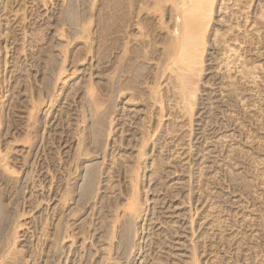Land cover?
Here are the masks:
<instances>
[{"label":"rangeland","instance_id":"obj_1","mask_svg":"<svg viewBox=\"0 0 264 264\" xmlns=\"http://www.w3.org/2000/svg\"><path fill=\"white\" fill-rule=\"evenodd\" d=\"M181 1L0 0V264H264V0H215L191 108Z\"/></svg>","mask_w":264,"mask_h":264},{"label":"bare ground","instance_id":"obj_2","mask_svg":"<svg viewBox=\"0 0 264 264\" xmlns=\"http://www.w3.org/2000/svg\"><path fill=\"white\" fill-rule=\"evenodd\" d=\"M14 2V0H11ZM181 1V0H180ZM9 2V1H8ZM12 2V3H13ZM22 2V1H21ZM214 2L215 0H182L181 4H182V23L180 21V27H181V31L180 34H178L177 36V41L174 44V54L172 55V64L174 65V73L176 74V81L175 83L178 84L180 90L183 92V95L185 96L188 105H190V108L192 105H194V101L195 98L197 96V81H195V77L199 76V72L202 71L203 69V56H204V50H205V32L207 27L210 25L211 22V15L212 12L214 10ZM10 3V2H9ZM179 5V4H178ZM6 6V5H5ZM10 6H7V8H9ZM12 7V6H11ZM11 9V8H10ZM10 11V10H9ZM176 11V10H175ZM28 12V11H27ZM178 13V12H177ZM176 13V14H177ZM26 14V13H25ZM28 16V15H27ZM173 16V15H172ZM24 19V18H23ZM9 20V19H8ZM174 20V19H173ZM180 20V19H179ZM179 22V21H177ZM12 24V23H11ZM177 26V25H176ZM13 27V26H12ZM10 27V34H11V38L13 39V44L20 40L17 37L16 34V30L14 28ZM169 27V26H168ZM178 28V26L176 27ZM175 30V29H174ZM177 32H179V30L177 29ZM175 34V33H174ZM47 37V36H46ZM171 40V39H170ZM173 40V38H172ZM23 42H25L23 40ZM175 42V40H174ZM169 43V42H168ZM14 45L11 48V51L13 52V57H14V65L13 67L15 68L12 72V79L14 78V80L18 81V84L21 85V83L19 82V79L17 77V74H15L18 70H19V62L21 61V57L22 55H24L28 61H32V66L33 67H37L40 68L42 67V69L44 68H48L49 66V62L48 59L46 60V58L44 57L45 53H46V49H40L39 50V55L37 57L33 56L32 54H25V46L22 45ZM170 44V43H169ZM173 44V43H172ZM173 46V45H172ZM132 48V47H131ZM165 51V50H164ZM170 51V50H169ZM164 53V52H163ZM167 53V52H166ZM169 53V52H168ZM171 53H173V51L171 50ZM170 54V53H169ZM171 57V54H170ZM168 59V58H167ZM170 60V59H169ZM231 63V62H229ZM228 63V64H229ZM235 63V62H233ZM8 64V61L5 62V68L7 69L6 65ZM170 65V64H169ZM227 65V64H226ZM231 65V64H230ZM169 67V66H168ZM225 67V66H224ZM0 69H2V66H0ZM36 70V69H35ZM172 70V67H171ZM170 70V71H171ZM1 73L2 71L0 70V98H1ZM26 75V74H25ZM154 75V74H153ZM153 77V76H152ZM121 78V77H120ZM146 79V78H145ZM195 79V80H194ZM64 80V79H63ZM4 81V80H3ZM172 81V80H171ZM5 82V81H4ZM155 82V81H154ZM161 83V82H160ZM137 84V83H136ZM129 86V85H128ZM141 87V86H140ZM117 88V87H116ZM158 88V87H157ZM129 89V88H128ZM178 89V88H177ZM41 90V89H40ZM123 90V89H122ZM179 90V91H180ZM42 91V90H41ZM130 91V90H129ZM122 92V91H121ZM123 93V92H122ZM125 93V92H124ZM142 94V93H141ZM181 94V93H180ZM20 95V94H19ZM120 95V93L118 94ZM30 97V96H29ZM18 99V98H17ZM44 97L42 96V93L39 94V98L36 99L35 97H33L32 99V111L29 112V123L27 124V128H25V130L27 131V133H23L25 136L24 138H21L17 141H21L24 143H31L32 142V135H34L35 133H37L38 131V127H39V122L38 121H31L34 119V110H36L37 112L41 109L42 105L44 104ZM6 117V116H5ZM0 118H3V114H1L0 111ZM112 119V118H111ZM36 120V119H34ZM119 120V119H118ZM12 122V119H11ZM32 122V123H30ZM149 122V121H148ZM122 125V124H121ZM144 125V124H143ZM146 125V124H145ZM20 125L15 124V123H11L10 127H14V128H18ZM147 128V126H146ZM12 130V129H11ZM145 131V130H144ZM110 133V132H109ZM143 134V133H142ZM145 134V133H144ZM1 136V135H0ZM38 136V135H37ZM36 136V137H37ZM145 136V135H144ZM135 138V137H134ZM82 139L83 136H82ZM143 139V137H142ZM84 141V140H83ZM82 143V140H81ZM143 143H145L146 145V141H143ZM32 144V143H31ZM37 146V145H36ZM79 147V146H78ZM146 149V148H145ZM80 150H81V146H80ZM142 150V149H141ZM78 152V151H77ZM103 153V152H102ZM2 151L0 150V161H5V155H2ZM87 155L86 153L84 154V152H80L78 154V158L75 160L77 162V165L80 163H78L81 159L82 156ZM143 155V154H142ZM73 156V155H72ZM5 167H7L8 169H10L7 165H4ZM143 166V165H142ZM5 168V169H7ZM119 169V168H118ZM13 170V168H12ZM122 170V169H121ZM131 170V169H130ZM129 170V171H130ZM141 170V169H140ZM125 171V170H124ZM132 171V170H131ZM134 172H138L139 171V167L137 166L134 170ZM128 176H133L132 173ZM230 176V175H229ZM228 176V177H229ZM252 176V175H251ZM69 177H71V173L69 172ZM142 178V177H141ZM246 178V177H245ZM131 179V178H130ZM69 180V179H68ZM236 178L235 176H231L230 179V185L231 187H237L239 186V184H237L235 182ZM134 181V180H133ZM248 181V180H247ZM63 182V181H62ZM73 183V182H72ZM89 183V182H88ZM243 183V182H242ZM67 185V184H66ZM252 185V184H251ZM240 187V186H239ZM252 187V186H251ZM234 188V189H235ZM242 188V187H241ZM244 188V187H243ZM250 188V185H246V190H248ZM138 189V188H137ZM233 190V189H232ZM245 190V189H244ZM130 191V190H129ZM136 191V189H135ZM72 192V190L70 189V187H67L65 190V194H64V200L68 201V196L70 195V193ZM77 192V191H76ZM237 192V190H236ZM177 193V192H176ZM233 193V192H232ZM235 193V192H234ZM246 193V191H245ZM137 195H134L131 197V202L129 203V210L131 212H133V214H137L139 212V202L140 200L137 199L136 197ZM129 198V197H128ZM68 203V202H67ZM66 203V204H67ZM117 205V204H116ZM127 205V204H126ZM104 206V205H103ZM106 206V205H105ZM102 210V209H101ZM141 210V209H140ZM129 211V214H130ZM104 213V212H103ZM131 214V215H133ZM108 215V214H107ZM56 216V214H55ZM104 218V217H103ZM117 220V219H116ZM118 221V220H117ZM132 221V220H130ZM111 222V221H110ZM256 223V222H255ZM115 226V225H114ZM128 226V225H127ZM103 227V226H102ZM105 227V226H104ZM69 228V227H68ZM114 229V228H112ZM109 230H111L109 228ZM115 230V229H114ZM113 231V230H112ZM118 231V230H117ZM103 232V231H102ZM111 232V231H110ZM128 232V231H127ZM107 233V232H106ZM117 233V232H116ZM132 233V232H131ZM68 234V233H67ZM71 234V233H70ZM112 234V233H111ZM69 235V234H68ZM116 235V234H115ZM126 236V235H125ZM70 237V236H69ZM67 238V237H66ZM115 238V236L113 237ZM125 238V237H124ZM112 239V236L111 238ZM129 242V241H128ZM131 243V242H130ZM126 244V243H125ZM263 244V243H262ZM117 246V245H116ZM241 247V246H239ZM243 248V247H242ZM131 249V248H130ZM262 249V248H261ZM112 250V249H111ZM258 250V249H257ZM116 251V250H115ZM240 251V250H239ZM238 251V257L241 258L240 254ZM255 251V249H254ZM262 251V250H261ZM126 254V253H125ZM237 254V253H236ZM248 255V254H247ZM235 258V257H234ZM247 258V257H246ZM117 259V258H116ZM234 260V259H233ZM237 261V259H236ZM259 261V260H258ZM108 262V261H107ZM232 264V263H231Z\"/></svg>","mask_w":264,"mask_h":264}]
</instances>
